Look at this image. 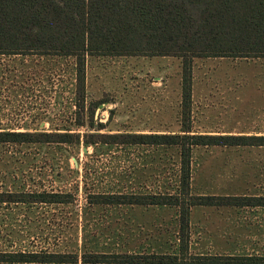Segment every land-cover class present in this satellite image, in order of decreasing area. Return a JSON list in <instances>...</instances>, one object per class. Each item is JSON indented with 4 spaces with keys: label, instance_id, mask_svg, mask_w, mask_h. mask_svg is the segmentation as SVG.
Returning a JSON list of instances; mask_svg holds the SVG:
<instances>
[{
    "label": "rangeland",
    "instance_id": "rangeland-1",
    "mask_svg": "<svg viewBox=\"0 0 264 264\" xmlns=\"http://www.w3.org/2000/svg\"><path fill=\"white\" fill-rule=\"evenodd\" d=\"M91 62L79 98L75 58L0 55V132L181 133L178 60ZM202 73L212 82L193 85L195 134H264V61L216 60ZM162 76L167 85H154ZM191 173L194 195L264 197V148L196 147ZM179 174L176 147L0 143V192L73 196L70 204H0V254L78 255L75 264L89 254L179 255V208L89 203L103 193L174 194ZM190 230L192 256H264V208L196 207Z\"/></svg>",
    "mask_w": 264,
    "mask_h": 264
},
{
    "label": "trees",
    "instance_id": "trees-1",
    "mask_svg": "<svg viewBox=\"0 0 264 264\" xmlns=\"http://www.w3.org/2000/svg\"><path fill=\"white\" fill-rule=\"evenodd\" d=\"M35 54L76 59L79 98L86 93L87 57L182 59L180 134L0 132L3 144H70L84 147H176L179 185L174 194L90 195L93 205L179 208V255H85L84 264H264V256L190 254L191 212L196 207L264 208V197L192 193L196 147L264 148V136L204 135L192 131V62L197 58H264V0H0V55ZM80 101V99H78ZM81 108V105H77ZM93 111L90 124L95 127ZM76 125L86 122L77 119ZM104 125H100L103 127ZM63 193L0 192V204H70ZM78 255L0 254V263L75 264ZM183 262V263H182Z\"/></svg>",
    "mask_w": 264,
    "mask_h": 264
},
{
    "label": "crops",
    "instance_id": "crops-1",
    "mask_svg": "<svg viewBox=\"0 0 264 264\" xmlns=\"http://www.w3.org/2000/svg\"><path fill=\"white\" fill-rule=\"evenodd\" d=\"M96 58H105V57H87L86 60V83L88 82V72L91 68V60L96 59ZM113 58V57H111ZM142 58H149V57H142ZM151 58H173L178 60V63L180 64V79H179V85H182V80H183V73H182V59L180 58H175V57H151ZM225 59H231V58H197L194 59L192 62V85H209L211 84V80L209 81L207 75L202 73V70L204 69L205 65L208 64L211 61H220V60H225ZM232 60H238V61H256V62H263L264 58H257V59H232ZM172 62V61H170ZM167 78L163 77L158 78L159 81L157 83H153L154 85H167ZM217 85V84H216ZM243 135V134H241ZM247 136H250L252 134H246ZM259 135H264L262 133H256L255 136Z\"/></svg>",
    "mask_w": 264,
    "mask_h": 264
}]
</instances>
